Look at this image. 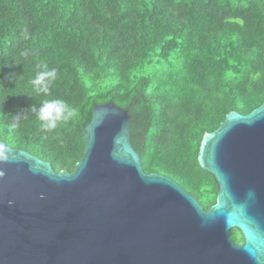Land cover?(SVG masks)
Masks as SVG:
<instances>
[{"label":"trees","instance_id":"trees-1","mask_svg":"<svg viewBox=\"0 0 264 264\" xmlns=\"http://www.w3.org/2000/svg\"><path fill=\"white\" fill-rule=\"evenodd\" d=\"M38 63L57 69L47 97L31 84ZM44 99L76 116L43 131L31 109ZM110 102L131 115L144 171L208 210L218 187L199 163L205 135L264 103V0H0L2 141L73 172L94 105Z\"/></svg>","mask_w":264,"mask_h":264},{"label":"water","instance_id":"water-1","mask_svg":"<svg viewBox=\"0 0 264 264\" xmlns=\"http://www.w3.org/2000/svg\"><path fill=\"white\" fill-rule=\"evenodd\" d=\"M8 147L0 264H264V103L205 135L199 163L218 187L208 210L170 177L144 171L131 115L112 102L94 105L73 172Z\"/></svg>","mask_w":264,"mask_h":264},{"label":"clouds","instance_id":"clouds-1","mask_svg":"<svg viewBox=\"0 0 264 264\" xmlns=\"http://www.w3.org/2000/svg\"><path fill=\"white\" fill-rule=\"evenodd\" d=\"M28 36L25 34V39ZM38 71L36 76L31 80L33 91L37 95L49 96L51 87L58 77L57 69H49L46 63H38L36 65ZM33 112L37 114L41 122V129L45 132L55 130L61 124L68 122L76 116V112L66 102L60 99H44L39 108L32 107ZM11 148L0 143V164H6L10 160H15L14 156H10ZM4 171L0 170V177L4 176Z\"/></svg>","mask_w":264,"mask_h":264},{"label":"rangeland","instance_id":"rangeland-1","mask_svg":"<svg viewBox=\"0 0 264 264\" xmlns=\"http://www.w3.org/2000/svg\"><path fill=\"white\" fill-rule=\"evenodd\" d=\"M231 236L235 239V242L238 243H241L244 240L242 232L237 228L232 230Z\"/></svg>","mask_w":264,"mask_h":264},{"label":"flooded vegetation","instance_id":"flooded-vegetation-1","mask_svg":"<svg viewBox=\"0 0 264 264\" xmlns=\"http://www.w3.org/2000/svg\"><path fill=\"white\" fill-rule=\"evenodd\" d=\"M236 243L239 244V245H240V244H243V243H244V240H243L241 243H238V242H236Z\"/></svg>","mask_w":264,"mask_h":264}]
</instances>
